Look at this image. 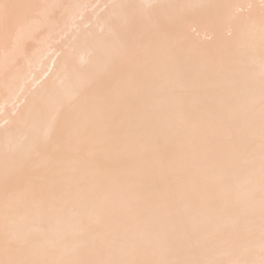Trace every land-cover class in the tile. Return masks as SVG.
<instances>
[{
    "label": "snow or ice",
    "instance_id": "1",
    "mask_svg": "<svg viewBox=\"0 0 264 264\" xmlns=\"http://www.w3.org/2000/svg\"><path fill=\"white\" fill-rule=\"evenodd\" d=\"M44 7L0 0L5 43ZM121 7L126 38L73 124L89 154L4 153L0 264H264V0L258 35L249 18L228 59L199 67L155 35L175 32L162 9L193 6Z\"/></svg>",
    "mask_w": 264,
    "mask_h": 264
},
{
    "label": "bare ground",
    "instance_id": "2",
    "mask_svg": "<svg viewBox=\"0 0 264 264\" xmlns=\"http://www.w3.org/2000/svg\"><path fill=\"white\" fill-rule=\"evenodd\" d=\"M47 6L11 44L0 36V259L4 258L3 156L27 141L45 147L42 168L62 163L74 167L90 145L74 138L73 124L90 77H100L126 38L134 10L123 5H191L162 9L161 20L175 27L171 34L155 33L179 45L194 67L209 59L226 60L236 34L254 19L259 32L261 0H14ZM232 7L224 8L221 6ZM252 5L254 7L249 8ZM142 14L143 10L137 9ZM179 22V23H177ZM258 60V55H257ZM107 78V77H105ZM195 108L192 109L195 114ZM129 174L131 168L121 170ZM23 210V204L17 205Z\"/></svg>",
    "mask_w": 264,
    "mask_h": 264
}]
</instances>
